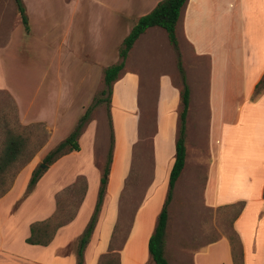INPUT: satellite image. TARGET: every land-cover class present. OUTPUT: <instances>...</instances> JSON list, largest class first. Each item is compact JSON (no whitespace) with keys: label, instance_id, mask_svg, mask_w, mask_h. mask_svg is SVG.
<instances>
[{"label":"rangeland","instance_id":"obj_1","mask_svg":"<svg viewBox=\"0 0 264 264\" xmlns=\"http://www.w3.org/2000/svg\"><path fill=\"white\" fill-rule=\"evenodd\" d=\"M23 1L31 28L26 36L19 34L16 29L20 17L13 0H0V85L11 94L0 89V116L5 114L6 120L12 121L16 115L18 119L17 107L15 112L12 111L10 98L11 101H16L22 113L28 114V118L51 121L55 110H60L59 113L66 114V120L69 118L75 124L95 98L104 100L105 97L100 96L103 70L118 62V49L122 39L129 33L128 26L133 19L129 22L124 20L122 0H114V5L112 0H99L102 4L96 8L88 6L90 8H84V12L80 9L73 12L68 5L65 8L66 0H33L32 7L31 0ZM83 3L87 4L85 1ZM107 9L114 10V22ZM95 12L99 22L97 28L92 29L90 20L93 19V24ZM177 38L190 92L185 124L188 162L186 161L187 166L175 184L168 206L171 234L168 239V258L166 255L164 257L169 264H192L191 255L177 257L175 245L178 242L172 241V229H175L176 236V233L181 234L177 236L181 237L180 244L190 250L219 236L228 237L233 234L232 221L238 214V203L233 207L217 209L204 207L205 201L214 203L216 197L213 178L205 191L208 163L210 176H214L220 160L222 166H225H221L222 168L238 170L237 179L240 181L245 178L244 174L249 175L252 169L263 166L264 151L261 152L257 141L264 139V118H259L260 123L255 132L251 121L244 123L242 127H234L235 102L232 94L237 91L235 82L238 85V80L235 77L238 78V71L233 62L225 65V70L222 69L223 63L221 68L219 63L209 66L206 59L193 57L182 31L178 30ZM210 39L212 40V32ZM5 41L7 44L3 45ZM212 45L203 43L206 49ZM213 48L216 54H220L217 48ZM126 67L135 70L137 75L133 76L139 78H133L131 83L124 82L121 72V79L114 83L108 109L106 102H101L92 109L88 122L92 125L80 136L81 150L78 153L62 157L51 165L45 164V155H39L40 150L48 141L47 148L52 150L61 141L65 131L63 129L67 127L58 129L50 138V133L42 123L23 126H29L26 133L30 134L31 141L23 159L24 165L20 167V171L25 169L28 176L26 179L25 172L17 181L20 195L10 208L12 214L19 218L18 221L30 220L42 204L39 200L48 202L50 193L53 203V191L59 188L55 193V200L60 195L58 197L61 203L66 202L67 206L72 200L69 192L83 179L86 184L84 202L82 201L83 204L79 207L81 211L77 210L74 219L80 211L75 228H80L85 223V229L95 210L100 178L110 147L109 174L95 228L100 218H104L103 210L105 207L108 209V202L114 197L120 183L123 185L117 222L121 231L120 240L127 234L134 211L143 200L147 199L145 208L149 213L161 208L168 190L166 177L162 182L164 171L168 167L165 156L168 146L162 141L166 142L172 121L177 132L180 112L178 97L170 108L175 110L165 111L166 118L162 117L164 122L161 128L158 127V80L176 75L175 53L164 31L160 30L139 41ZM139 82L141 86L136 93ZM174 82L180 84L179 78L174 79ZM225 86L226 94H222ZM236 135L240 138L239 142L235 139ZM3 138L0 131V143ZM39 142H42L41 146L35 150L34 146ZM197 160L205 165L197 166V162L194 164ZM40 164L47 167L41 168ZM37 169L41 171V176L30 188L28 183L31 174ZM124 173L126 180L121 182ZM255 188L256 185H253L249 190L243 182H237L231 195L243 197L246 202L250 200L240 223V230H247L250 228V221L256 220L253 221L255 235L261 241L264 238V220H261L260 215L253 217L259 208ZM217 194L224 201L229 200L225 197L229 193L219 190ZM7 207L2 210L4 214ZM3 225L6 223L2 221ZM82 233L78 234L79 237ZM93 234L94 231L85 251ZM79 237L66 248L65 253L74 251L76 257ZM148 260V264H153L149 256Z\"/></svg>","mask_w":264,"mask_h":264},{"label":"crops","instance_id":"obj_2","mask_svg":"<svg viewBox=\"0 0 264 264\" xmlns=\"http://www.w3.org/2000/svg\"><path fill=\"white\" fill-rule=\"evenodd\" d=\"M84 1L87 2V4H84ZM113 1L114 0H112V4L114 5ZM160 1L161 0H122L121 7L123 9V13L125 14L123 16L124 20H128L127 22H129L131 19H133L132 23H130L128 26L129 30L132 29L140 17L150 13ZM22 2L25 7L23 0ZM30 4L31 7L34 6L33 0H31ZM99 4H102V2L99 0H66L64 3L65 8L68 5V8H71V11L73 12H78L79 10L77 11V9H80L81 12H84V8H90L88 6H93L96 8ZM104 4L107 7L109 6L107 3ZM25 11H27V7H25ZM107 11L109 14L111 13V19L113 17L114 22V10L107 9ZM27 13L28 11L26 12L28 17ZM19 21L20 19L17 20L16 29L19 31V34L22 33V35L26 36V34L31 32L29 25L30 20L28 18V32L24 30V27L21 25V21ZM92 21L93 19L90 20L92 29L97 28L99 20L96 12L93 24L91 23ZM160 30L162 29L157 27L150 28L135 42L125 61V66L122 70V81L131 83L133 78L138 77L133 76V74L137 75V73L134 72L135 70L126 67V63L127 61L131 60L137 43L151 34L158 33ZM178 30L182 31V34L185 37L184 39L192 50L194 58L206 59L210 63L209 66L219 63L220 68L223 63L222 69L224 70L225 65L231 61L233 62L234 67L238 71V78L235 77L238 80V85L235 82L237 91L232 94L234 95L235 102V117L233 121L235 124L234 127H242L244 123L251 121V125L253 124L252 130L255 132V129L260 123L259 118H264V84L260 85L259 88L256 89V86L264 76V0H187L180 12V16L176 24V37L178 35ZM211 32L212 40L210 39ZM9 37L11 39V36ZM165 37L167 38L166 33ZM203 43L209 45L212 43L213 45L209 49H206L203 47ZM6 44L7 43L5 41L3 45ZM213 47L217 48L220 54H216ZM177 77L178 73L176 68V75L173 78L166 76L163 77V80H158L156 105L159 106L156 112V123L160 128L164 122L162 117L166 118V114L164 112L175 110L170 108L178 99L180 93V84H176L174 82V79ZM140 86L141 83L139 82L137 85L138 91H136V93L139 92ZM0 89L6 90L2 87V85H0ZM226 89L227 87L225 86L222 94H226ZM224 100L225 98L222 99V101ZM14 102L17 107L19 123L22 126L42 123L44 124L45 129L50 133V138L51 135L58 129L67 127V129H63L65 131L61 136L62 141L66 138L65 136H67L74 129L77 123L76 122L74 124V122H71L69 118L66 120L64 118L66 114L62 115V113H59L60 110H58V112L55 110L51 121H49L50 119L37 120L34 118H28V114L22 113L15 100ZM172 124L173 125L170 127L166 142L162 141V143L168 146V152L165 154L168 167L164 171V177L162 180V182H164V178L166 177L167 184L169 172L174 162L175 141L177 133L173 121ZM91 125V123L86 125L81 136H83L89 130ZM235 139L237 142H239L240 138L236 135ZM48 142L42 147L39 155H46L50 151L47 148ZM78 142L80 145V139ZM257 142L259 143L258 147L262 150L261 152H263L264 139H258ZM74 153L78 152H72L70 154ZM208 159L210 160V156H208ZM186 161L188 162L187 155L185 157L184 168L187 166ZM199 163H201L199 160L194 161V164L197 166H202L203 164L205 165V163H201V165ZM219 165L220 166L219 168L217 167L214 176H210V167L208 163V171L204 181L205 191L208 187V184H210L211 179L213 178L212 183L214 189L216 190V197L214 203L210 204L205 201L206 206L204 207L206 209H217L220 207H230L239 202H244L243 210L232 221V231L238 237L241 246L242 264H264V238L261 241L257 240L255 235V226L253 223V221L255 222L256 220L250 221V228L247 230H240V223L245 216V209L247 206H249L250 200L246 202L245 198L243 197H240L236 194L233 196L231 195L237 182H243V185L249 190L253 185L254 187L256 185L255 189L257 190L258 194L257 202L259 208L253 217L256 218L257 215H260L261 220H264V164L263 166L261 165V167H256L254 170L252 169V172L249 175L244 174L246 176L243 178V181L242 179L241 181L237 179L238 170L222 168L225 166H222L220 160ZM244 171H246V169ZM25 172V169L19 171L10 190L2 198H0V264H76L75 252H65L66 248L76 241L77 237H79L78 234L82 233L85 227L84 223L82 227L77 229L75 228L77 217L81 211L80 209V211H78L77 217L72 222L61 227L57 231L54 239L48 246L44 247L29 245L25 242L29 237L30 224L36 221H44L50 218L55 212L56 205L54 196L55 193L60 189L59 188L56 191H53V203L51 202L52 194L50 193L48 202L41 199L39 200L42 204L38 206L39 210L36 212V214L31 216L30 220L26 219L23 221H18L19 218H17V215L12 214V209L10 208L13 202H15V200L20 195L19 193L21 190L17 189V181ZM25 174L27 179V172ZM125 176L126 173H124V178L120 180L121 182L126 180ZM122 188L123 185L120 183V185H118L117 189L115 190L114 197H112L111 201L108 202V209L105 207L103 210L105 216L102 219L100 218V221L94 230L91 243L84 252V264H98L100 257L108 252L112 233L119 219L120 195L122 193ZM219 190L220 192L229 193L228 197L225 196L226 199H229L228 201H224L220 195L218 197L217 193ZM219 199L221 200L219 201L221 203L217 201ZM146 200H143L134 211L131 226L126 234V240L122 248L118 251L120 256V264H148V239L153 233L157 216L161 208H157L149 213L145 208ZM5 206H8L6 208V214H4L2 211L3 209L5 210ZM2 221L3 223H6L5 226H2ZM168 222L169 216L164 244V255L166 256L168 255L167 253L169 249L168 239L169 235L171 234ZM174 231L175 229H172V241L176 243L178 242V244L175 245L177 257L180 258L182 255H191L192 264H234L228 237H225L224 235L219 236L217 239L209 241L205 245L199 246L197 249L190 250L189 247L183 246L182 243L180 244L181 237L177 236H181V234L176 233V236ZM192 250L193 252L191 253Z\"/></svg>","mask_w":264,"mask_h":264},{"label":"trees","instance_id":"obj_3","mask_svg":"<svg viewBox=\"0 0 264 264\" xmlns=\"http://www.w3.org/2000/svg\"><path fill=\"white\" fill-rule=\"evenodd\" d=\"M186 1L187 0H161L150 13L140 17L137 20L128 35L121 42V45L118 49V62L106 67L103 70V89L100 92V96L105 97L104 100L101 98H95L93 104L88 107L84 114L79 118L74 129L69 133V135L60 141L52 150H50L43 159V163L51 165L67 154L80 151V145L78 141L89 122L92 109L101 102H106V108L108 109L110 98L113 92V85L120 77V74L125 66V61L135 42L150 28L157 27L164 30L176 58V68L181 87L179 93L180 112L179 125L175 141L174 162L168 176L167 196L157 216L153 233L148 239V253L153 264H169L164 257L165 233L168 221V206L172 200L175 184L178 181L185 165V124L189 108L190 92L186 83L185 70L177 42L176 24L182 8L186 4ZM13 2L19 14L21 24L23 25L24 30L28 32V17L26 15L23 2L22 0H13ZM263 84L264 76L256 86V89H258L259 86ZM10 102L12 104V111L15 112L16 105L9 98V103ZM19 129L21 132H19ZM28 129L29 126L23 127L19 123L16 115L12 121L6 120L5 114L2 115V117L0 116V131L4 136L3 141L0 143V198H2L10 190L17 174L21 169L20 167L24 165L25 161L23 159L25 158L26 150L29 148L28 146L30 145L31 141V137L29 136L30 134L26 133ZM41 143L42 142H39L34 146L35 150L41 146ZM111 150L112 149L110 147L106 157L102 177L100 178L98 198L94 213L77 242L76 264H84V251L90 241L91 235L97 223L98 214L100 212L102 200L106 190L111 163ZM40 172L41 171L39 169L32 172L28 187L31 188L37 183L41 176ZM85 192V181L80 179L78 186L74 187L69 192L70 198L72 200L67 206L66 202L61 203L59 199L60 197H58L60 195H57L55 200L56 209L53 215L44 221H36L31 223L29 227V237L25 242L29 245L44 247L48 246L54 239L57 231L74 219L77 210L83 201ZM64 194H67V192L64 191ZM238 205L239 209L236 217L244 208V202H239ZM118 228L119 226L116 225L112 233L108 252L100 257L98 264H120V256L118 251L122 248L127 236L125 235L120 240L121 235L119 236V234H121V231ZM228 240L231 246L233 263L242 264V252L238 237L233 233L232 235L228 236Z\"/></svg>","mask_w":264,"mask_h":264},{"label":"water","instance_id":"obj_4","mask_svg":"<svg viewBox=\"0 0 264 264\" xmlns=\"http://www.w3.org/2000/svg\"><path fill=\"white\" fill-rule=\"evenodd\" d=\"M40 167H41V168H46L47 165H45V164H40Z\"/></svg>","mask_w":264,"mask_h":264}]
</instances>
